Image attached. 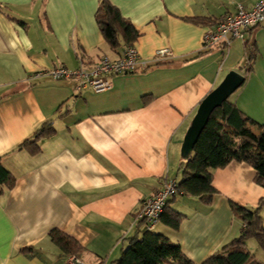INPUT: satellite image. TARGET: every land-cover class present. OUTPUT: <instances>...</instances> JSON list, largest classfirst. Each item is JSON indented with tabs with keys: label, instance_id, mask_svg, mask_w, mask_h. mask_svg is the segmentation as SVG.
<instances>
[{
	"label": "crops",
	"instance_id": "0c3cea01",
	"mask_svg": "<svg viewBox=\"0 0 264 264\" xmlns=\"http://www.w3.org/2000/svg\"><path fill=\"white\" fill-rule=\"evenodd\" d=\"M109 1L139 31L133 45L141 63L98 92L49 73L123 54L122 37L112 47L98 25L100 0H0V160L16 178L0 193V264H66L49 235L53 228L84 246L86 264H115L144 229L137 218L142 202L166 178L181 179L187 130L231 70L246 77L231 101L264 124V23L225 46L206 48L204 34L213 23L191 19H221L260 0ZM161 50L167 53L157 55ZM50 119L56 131L39 140V150L21 148ZM255 176L252 165L237 160L214 169L213 204L177 194L169 207L184 216L179 229L161 219L155 230L202 264L241 233L231 202L254 208L264 199ZM251 239L247 246L264 262V250L254 253ZM28 246L32 252L23 250Z\"/></svg>",
	"mask_w": 264,
	"mask_h": 264
},
{
	"label": "trees",
	"instance_id": "16d2710c",
	"mask_svg": "<svg viewBox=\"0 0 264 264\" xmlns=\"http://www.w3.org/2000/svg\"><path fill=\"white\" fill-rule=\"evenodd\" d=\"M96 18L112 47L121 43L120 37L126 46L133 45L140 35L131 20L124 17L119 8L109 0H100ZM191 19L197 23H215L219 20H206L203 17ZM253 60L254 55L250 54L248 61ZM251 70L252 66L248 63L246 72ZM230 98L231 96L213 111L191 157L183 159L180 165L182 177L177 180L178 194L198 196L206 206L213 204L218 192L213 186V170L223 168L233 160L252 165L256 170V182L264 186V124H259L258 131H254L251 126L258 125L257 122L243 113ZM55 131L53 119L47 120L32 138L22 143L21 148L35 153L40 147L39 140L53 135ZM15 181L13 173L0 160V193L5 187H13ZM263 202L264 199L254 208L231 202L235 214L243 221L241 233L211 254L202 264H264L247 246V240L254 238L264 250V217L261 214ZM169 203L160 220L178 230L184 216L169 207ZM142 224L143 221L139 220L138 227ZM139 231L141 234L130 238L129 245L122 250L115 264H197L184 253L179 242L173 241L166 234L155 229L141 228ZM49 235L67 256L75 254L82 258L85 248L75 237L59 228L51 229ZM33 249V246H28L23 250L32 252ZM99 264H104V261H99Z\"/></svg>",
	"mask_w": 264,
	"mask_h": 264
},
{
	"label": "built area",
	"instance_id": "2783aa9c",
	"mask_svg": "<svg viewBox=\"0 0 264 264\" xmlns=\"http://www.w3.org/2000/svg\"><path fill=\"white\" fill-rule=\"evenodd\" d=\"M263 23L264 0L258 1L252 8L239 4L236 11L227 13L207 29L204 34V46L206 48L225 46L231 39L243 37L245 30ZM166 53L167 50H161L157 55ZM140 63L138 50L134 45H130L118 59L103 56L88 68L69 70L66 67H56L49 74L56 79L74 77L78 79L79 88H92L99 92L110 88L112 76L133 72ZM44 73L46 72H37L34 77H40ZM177 189V180L168 177L159 189L142 202L137 218L143 221L144 228L148 230L156 228L164 208L178 194ZM66 264H86V262L81 257L71 254L66 257Z\"/></svg>",
	"mask_w": 264,
	"mask_h": 264
},
{
	"label": "water",
	"instance_id": "95a60500",
	"mask_svg": "<svg viewBox=\"0 0 264 264\" xmlns=\"http://www.w3.org/2000/svg\"><path fill=\"white\" fill-rule=\"evenodd\" d=\"M245 75L238 70H231L224 80L201 102L187 130L181 150L183 159H189L202 131L206 127L213 111L221 106L245 82Z\"/></svg>",
	"mask_w": 264,
	"mask_h": 264
},
{
	"label": "rangeland",
	"instance_id": "374dc122",
	"mask_svg": "<svg viewBox=\"0 0 264 264\" xmlns=\"http://www.w3.org/2000/svg\"><path fill=\"white\" fill-rule=\"evenodd\" d=\"M258 127H260V126L259 125L254 126L255 129H259ZM137 215H138V213H137ZM250 248L254 251V253L263 252L260 245H258L257 241L254 238L250 240Z\"/></svg>",
	"mask_w": 264,
	"mask_h": 264
}]
</instances>
